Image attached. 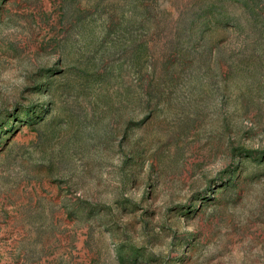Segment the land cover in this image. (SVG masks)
I'll return each instance as SVG.
<instances>
[{
	"label": "rangeland",
	"instance_id": "1",
	"mask_svg": "<svg viewBox=\"0 0 264 264\" xmlns=\"http://www.w3.org/2000/svg\"><path fill=\"white\" fill-rule=\"evenodd\" d=\"M0 264H264V0H0Z\"/></svg>",
	"mask_w": 264,
	"mask_h": 264
}]
</instances>
